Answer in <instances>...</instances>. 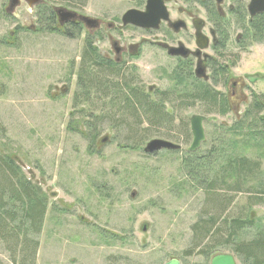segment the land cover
I'll return each mask as SVG.
<instances>
[{
  "label": "rangeland",
  "instance_id": "obj_1",
  "mask_svg": "<svg viewBox=\"0 0 264 264\" xmlns=\"http://www.w3.org/2000/svg\"><path fill=\"white\" fill-rule=\"evenodd\" d=\"M12 1L0 0V40L4 43L0 44V155H17L22 174L41 184L48 197L43 231L36 238L40 247L35 264H165L171 259L182 264H210L211 258L219 254H232L237 264H248L232 248H220L209 259L201 255L210 238L202 247L194 246L191 228L206 218L203 212L209 210L208 195L200 181L188 176L181 165L183 153H143L153 139L188 148L192 143L189 120L203 110L172 111L174 118L162 128L144 133V124L139 128L142 131L133 135L137 120L120 115L117 127L107 117L108 100L89 99L81 105L86 109L81 114L82 107L75 109L72 103L80 86L82 42L57 41L53 36L35 32L20 33L22 30L17 27L22 25V18H32L34 11L28 13L24 2L19 8H12ZM97 3L92 0L88 10L91 16L100 11ZM114 5L118 11L120 6ZM137 65L146 77L148 63L143 58ZM89 70L97 76L96 68ZM233 74L258 77L260 83L256 80L251 88L264 93V45H250ZM92 78L99 81L94 75ZM64 83L71 88L70 94L53 100L55 88L61 89ZM72 113L77 115L73 117ZM236 117L231 112L220 121L227 123V130L235 131ZM71 122L77 132L69 130ZM96 128L102 143L98 152L91 154L92 136L86 134ZM242 128V132L237 131L240 135H224L223 141H252L248 125ZM207 130L211 142L200 151L202 155L215 143L213 130ZM144 137L147 141L141 150L121 148L133 147ZM239 153L252 159L258 157L253 149ZM221 160L219 167L202 169L199 179L214 178L217 173L222 177L224 169L220 167L225 160ZM261 170L251 186L264 190V157ZM219 193L231 196L224 191ZM246 198L243 194L237 196V206L227 213L238 214L246 205ZM249 212L256 224L264 227V201ZM255 231H244L240 239H251ZM21 243L25 247V240ZM26 250L31 252V247ZM0 264H12V254L1 242Z\"/></svg>",
  "mask_w": 264,
  "mask_h": 264
},
{
  "label": "flooded vegetation",
  "instance_id": "obj_2",
  "mask_svg": "<svg viewBox=\"0 0 264 264\" xmlns=\"http://www.w3.org/2000/svg\"><path fill=\"white\" fill-rule=\"evenodd\" d=\"M150 1L98 0L96 16L88 13L92 0H79V4L13 0L10 7L19 8L24 2L28 13L34 11L32 18L25 15L21 22L31 33L47 34L57 41H81V62H99L102 72L115 77L124 91L142 90L152 108L170 114L200 109L199 116L217 119L204 123L205 142L207 129L230 128L220 118L231 112L236 113V124L264 123V93L251 88L258 77L233 74L250 45H264L254 23L264 13L253 17L251 0H163L165 17L158 23L140 27L124 22L130 11L147 12ZM114 4L120 6L118 11ZM143 58L150 66L146 77L137 65ZM70 89L66 83L56 87L53 100L68 97Z\"/></svg>",
  "mask_w": 264,
  "mask_h": 264
},
{
  "label": "trees",
  "instance_id": "obj_3",
  "mask_svg": "<svg viewBox=\"0 0 264 264\" xmlns=\"http://www.w3.org/2000/svg\"><path fill=\"white\" fill-rule=\"evenodd\" d=\"M47 1L51 3L49 0ZM70 1L72 3L76 2V0ZM48 16L49 12L43 15L45 19ZM254 23L257 24L256 29L260 36L264 38V17L257 18ZM17 30H22L20 33L24 34L31 33L29 29L22 28V26H18ZM5 43L14 45L13 43ZM0 44H4L3 40H0ZM81 64L80 86H78V92L74 97L75 109L87 104V101L91 98L94 100H108L110 106L105 111L110 113V116L107 117L117 127L120 125L118 119L124 117L123 115H128L137 120L135 122V131L131 132L132 135L134 132H141L142 129L139 128L143 127L144 124L146 125L143 130L144 133H149L153 128H162L163 124L170 123L174 118L166 110L156 107L152 108L148 105L146 95L142 90L141 92H131V89L128 88L126 89L128 91L127 94L122 84H117V79H114L110 74L107 75L102 72L99 62L91 59L89 62L84 60ZM90 67L98 70L97 76L93 74L95 79H99L98 82L93 80L92 72L89 70ZM81 107L80 113L84 114L86 109L83 106ZM115 107L118 108L114 109ZM207 112L210 113L212 110H207ZM76 115L77 113H72L73 117ZM72 123L69 126V130L75 132L76 129L72 127ZM245 125H248L252 131L249 133L253 137L252 141L247 139L232 140L228 143L223 141L225 139L224 135H240L241 133L237 131L241 130L242 132L243 129L247 128H242ZM187 126L189 125L187 124ZM236 126L237 129L235 131L222 127L214 129L212 135L215 143H212L209 150L203 155L200 151L211 142L209 137H207L208 140L202 145V148L195 153H187L181 145L177 144L175 145L181 146L180 150H164L161 152L170 154L183 153L181 165L184 166L188 176L200 181V185L202 184L205 188V193L208 195L206 203L209 210L203 212V216L206 218L204 220L200 219L191 228L195 247L201 246L206 239L209 240L210 238L211 240L203 247L200 254L206 255L209 259L211 255L218 254L217 251L220 248H232L236 254L243 257L245 263L264 264V227L257 225L256 220L251 217L249 212L253 206L259 205L264 201V190L262 188L255 189L251 186L256 175L262 171L261 157H264V123L244 124V122H241L236 124ZM80 133L84 135L85 132ZM188 134L189 137L192 136L191 126L190 131L188 129ZM188 134L186 135L187 137ZM87 135L92 136L89 152L91 154L98 152L97 149L101 147L102 143L98 139L100 132L96 128L87 132ZM146 141L144 137L142 142L136 141L133 147L122 146L121 148L141 150ZM128 143H131L130 138H128ZM144 149L143 153H145ZM249 149L255 150L258 157L252 159L246 155H239V152L248 151ZM155 154L146 155L153 156ZM221 159L225 160L223 166L220 167V169H224L221 174L222 177H219L217 173L214 178L209 177L208 179V176H203V178L199 179L202 169L210 171L211 168H214L213 166L219 167L222 162ZM21 168L17 155H0V242L4 243L9 253L12 254V264H35L40 247V242L36 238L43 231L45 217L48 212V197L43 193L42 185L22 174ZM220 191H224L231 196L219 195ZM240 194L247 196V203L238 210V214L230 215L227 210L235 205L237 206L236 200ZM250 229L257 230L250 237L251 239H240V235ZM22 240L26 242L25 247L21 243ZM27 247H31V252L27 253ZM188 255H190V252H188Z\"/></svg>",
  "mask_w": 264,
  "mask_h": 264
},
{
  "label": "water",
  "instance_id": "obj_4",
  "mask_svg": "<svg viewBox=\"0 0 264 264\" xmlns=\"http://www.w3.org/2000/svg\"><path fill=\"white\" fill-rule=\"evenodd\" d=\"M36 3V2H35ZM249 12L254 17L264 13V0H251L249 5ZM165 17V9L163 7V0H151L148 3L147 12L130 11L124 17L125 23H131L140 27H148L152 24L158 23ZM217 121L215 118H206L199 115H194L190 119L192 143L184 149L187 153L197 152L203 143L206 141L204 123ZM181 146H177L172 142L161 139H155L147 143L144 152L152 155L161 151H177ZM165 264H182L178 259H171ZM210 264H237L233 255L219 254L212 258Z\"/></svg>",
  "mask_w": 264,
  "mask_h": 264
}]
</instances>
